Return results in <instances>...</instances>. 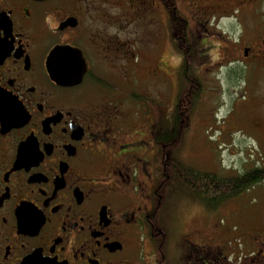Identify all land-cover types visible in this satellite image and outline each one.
<instances>
[{"label":"flooded vegetation","instance_id":"1","mask_svg":"<svg viewBox=\"0 0 264 264\" xmlns=\"http://www.w3.org/2000/svg\"><path fill=\"white\" fill-rule=\"evenodd\" d=\"M59 46L78 84L51 78ZM195 65L264 75V0H0V264H264L258 183L174 218L171 146L216 83Z\"/></svg>","mask_w":264,"mask_h":264},{"label":"rangeland","instance_id":"2","mask_svg":"<svg viewBox=\"0 0 264 264\" xmlns=\"http://www.w3.org/2000/svg\"><path fill=\"white\" fill-rule=\"evenodd\" d=\"M112 12L115 14L117 10L113 7ZM115 30L111 31L117 33L121 38L124 36V33L120 32L119 29H117V32ZM140 30L142 31L141 28ZM151 42L152 40H150ZM137 66L138 71L143 69V65ZM215 67L195 65V70L201 69L199 74H203L205 77L208 75L206 78L213 83L216 81L219 86L216 83L213 86L208 83L210 84L209 87H212V89H208L206 84H204L202 93H205V102L197 101L192 113V125L187 134L188 139L178 144L174 149V155L184 165L223 177H231L256 167L263 168V71L253 69L247 65L229 66L230 68L238 69L239 73L228 71L227 75L226 72L220 74V70L219 72L217 70L218 66L214 69ZM212 68L215 71L212 70L214 72L209 76ZM110 72L116 74L112 70ZM121 78L118 75H113L111 76V83H117ZM203 79V82L208 81L205 78ZM136 82L137 86L144 87L146 94L154 93L152 91L154 84L152 80L144 81L138 78ZM121 84L125 86L124 83ZM126 98L128 99L129 96ZM127 99H125V102L130 103ZM263 188L264 181L258 183L250 192L259 191ZM173 196L179 203L178 209L173 210L175 220L178 221L179 219L177 220V218H181L185 214L190 219L187 222L189 228H201L200 220L195 215L197 213L195 200H185L184 197H188L187 193L180 190L174 192ZM183 209H185V212L182 211ZM217 220L215 216H210L206 220V224ZM177 236V231L171 230L169 233L167 232L165 250L167 257H170L171 246L175 245Z\"/></svg>","mask_w":264,"mask_h":264},{"label":"trees","instance_id":"3","mask_svg":"<svg viewBox=\"0 0 264 264\" xmlns=\"http://www.w3.org/2000/svg\"><path fill=\"white\" fill-rule=\"evenodd\" d=\"M178 144L172 145L171 149H175ZM167 164V178L164 185L185 192L194 200L206 201L211 207L236 196L264 179V167H256L231 177H223L196 170L189 165H184L176 158H170Z\"/></svg>","mask_w":264,"mask_h":264},{"label":"water","instance_id":"4","mask_svg":"<svg viewBox=\"0 0 264 264\" xmlns=\"http://www.w3.org/2000/svg\"><path fill=\"white\" fill-rule=\"evenodd\" d=\"M47 65L51 78L59 84H78L84 73V63L80 51L70 47L53 48L48 56Z\"/></svg>","mask_w":264,"mask_h":264}]
</instances>
